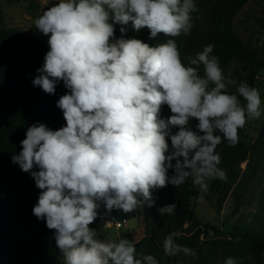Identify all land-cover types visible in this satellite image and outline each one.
<instances>
[{"label":"clouds","instance_id":"clouds-1","mask_svg":"<svg viewBox=\"0 0 264 264\" xmlns=\"http://www.w3.org/2000/svg\"><path fill=\"white\" fill-rule=\"evenodd\" d=\"M196 11L194 0H59L34 20L49 37V51L32 83L51 95L63 82L69 91L57 107L66 125L30 126L12 162L41 190L32 211L55 230L61 264H159L126 238H98L89 225L101 203L107 213L153 207V190L188 179L207 193L209 181L227 180L217 146L222 139L234 146L238 130L261 117L259 90L226 78L213 45L185 65L175 39L150 46L123 36L129 25L147 28L149 39L188 35ZM233 85L235 94L228 91ZM165 105L171 114L161 117ZM177 235L164 239V255H195L176 243ZM224 264L238 262L229 257Z\"/></svg>","mask_w":264,"mask_h":264},{"label":"trees","instance_id":"trees-1","mask_svg":"<svg viewBox=\"0 0 264 264\" xmlns=\"http://www.w3.org/2000/svg\"><path fill=\"white\" fill-rule=\"evenodd\" d=\"M246 2L247 0H226L216 7L209 18L208 32L202 50L207 45H213L211 55L218 57L223 70L233 61L243 63L246 73L241 75V80L254 87L258 74L264 69V47L261 51L263 55L258 56L257 48H248L234 25L237 13ZM114 27V36L120 38V25H114ZM149 35L147 28L136 32L129 25L128 31L123 36L126 39H139L150 46L166 43L169 39L163 34L155 39H149ZM47 51L49 48L44 47L26 33L0 31V179L1 188L16 195L18 219L27 237L20 240V247L15 248L21 264H61L62 259L55 243V230L48 229L45 220L37 219L32 211L38 202L41 190L36 187L30 173L22 171L12 162L13 155H18L22 150L21 141L26 138V132L30 126L43 123L51 130H58L66 125L62 110L57 107L59 98L69 91L63 82L57 83L55 94L51 95L32 83L33 79L39 75L36 70L42 67ZM199 72L203 76L202 65ZM230 93L235 94V89ZM240 99L242 104L245 103L242 97ZM194 125L195 122H191L190 126L194 127ZM244 127L238 130L239 139L234 146H230L223 139L217 146L221 161L219 167L226 171V181L219 179L209 181L210 187L207 193H201L191 179L186 180L178 188L170 184L169 191L178 189L179 193H176V196H179L169 198L172 204L175 199L177 211L174 213L176 219L168 223V235L177 233L176 243L188 248L194 247L198 251V258L202 257V249L196 246L195 237L183 234L184 225L190 222L193 225L202 226L206 234L213 232L222 234L218 228L198 220L194 209L196 200L201 197H218L222 200L227 196L232 185L238 181L240 169L237 165L248 150L242 140ZM259 143H264V128L252 152L257 151ZM38 170L35 167L33 169V171ZM172 174L171 170L170 175ZM166 188L159 190L163 192ZM169 200L167 199V205ZM260 214L262 217L259 218L257 214L242 230L244 232H239L236 236L242 239L243 245L264 251V195ZM173 225H176L175 228ZM146 240L147 238H144L134 245L137 254L143 250ZM235 250L232 249V254ZM177 256L179 254L166 258L162 252L156 259L159 264H176Z\"/></svg>","mask_w":264,"mask_h":264},{"label":"rangeland","instance_id":"rangeland-1","mask_svg":"<svg viewBox=\"0 0 264 264\" xmlns=\"http://www.w3.org/2000/svg\"><path fill=\"white\" fill-rule=\"evenodd\" d=\"M225 1L194 0L198 11L192 13L193 28L190 34L169 37V39H175L185 65L188 63L189 56H195L201 52L208 32L209 18L216 7ZM58 2L59 0H0V31L26 33L44 47L49 48V37L35 28L34 20ZM219 9L223 10V8ZM234 25L246 46L257 48L258 56L263 55L261 51L264 47V0H247L237 13ZM119 35L122 34L119 32ZM114 39L119 37L114 36ZM243 66L240 61H233L223 70L225 77H230L237 83L241 82V75L246 73ZM254 87L259 90L261 96L262 115L259 119L248 120L244 127L242 140L248 150L237 165L240 169L239 179L232 185L225 198L222 200L218 197L198 198L194 209L198 220L218 228L222 234L215 232L206 234L202 226L185 223L183 234L195 237L196 246L202 249V257L198 258V251L191 247L195 255L181 253L177 256L176 264H224L229 257L235 258L238 264H264V251L243 245L242 239L236 236L239 232H244L242 230L257 214L259 218L262 217L260 206L264 195V143L258 144L257 151L252 152V150L262 136L264 128V69L258 74ZM233 89L235 85L230 86L228 91L232 92ZM168 116L169 109L165 105L161 109V117ZM166 187L163 192L159 189L153 190L155 206L145 205L130 213L116 209L107 213L101 203L98 209L100 215L89 227L96 230L100 239L110 235L115 239L126 238L136 245L147 238L141 253L157 258L162 252L164 254L163 241L169 234L168 223L176 219L174 214L161 215L158 209L167 205V199L179 196H176V193H179L178 189L169 191L170 184ZM197 189L199 190L198 187ZM169 204H172V201L169 200ZM176 211L177 208L175 213ZM18 217L16 195L3 190L0 179V264H21L15 248L20 247V240L27 237L21 229ZM113 217L126 220V223L121 228L111 224V228L104 230L103 225L111 222ZM232 249H236L233 254Z\"/></svg>","mask_w":264,"mask_h":264},{"label":"built area","instance_id":"built-area-1","mask_svg":"<svg viewBox=\"0 0 264 264\" xmlns=\"http://www.w3.org/2000/svg\"><path fill=\"white\" fill-rule=\"evenodd\" d=\"M125 223H126V220H118L115 217L111 219V224L117 228H121Z\"/></svg>","mask_w":264,"mask_h":264}]
</instances>
